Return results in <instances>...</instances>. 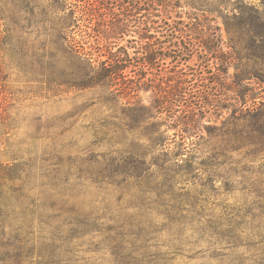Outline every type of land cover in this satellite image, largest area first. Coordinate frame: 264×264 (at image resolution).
Masks as SVG:
<instances>
[{"label": "trees", "instance_id": "1", "mask_svg": "<svg viewBox=\"0 0 264 264\" xmlns=\"http://www.w3.org/2000/svg\"><path fill=\"white\" fill-rule=\"evenodd\" d=\"M59 1L68 6V0ZM258 1L255 6L247 0H214L218 13H225L230 53L219 48L217 26L202 36L201 45L188 43L183 51L181 39H187L190 30L186 34L180 27L172 35L161 32L157 44H146L139 63V70L158 67L173 48L179 52V62L184 55L218 51L221 64L217 70L226 74L227 60L245 59L233 76V92L241 104L236 120L244 127L228 139L245 148L244 154L234 158L216 148L204 153L193 118L195 110L204 107L207 91L193 90L194 83L181 78L178 70L175 81L158 79L156 84L153 107L157 125L173 128L175 133L168 136L159 129L149 133L146 137L152 151L70 158L65 156L62 140L52 137V148L39 158L34 137L31 145L11 155L10 165L2 167L12 182L20 183L12 186L16 205L31 217H63L62 224L70 232L64 237L78 242L73 260H60L51 248L48 259L46 249H42L43 255L28 252L25 264H174L181 256L203 258L209 261L205 264H264V159L255 160L264 152V0ZM160 2L139 0V10L141 4ZM84 4L77 11L69 9L71 23L76 12L90 18L98 12L94 2L85 0ZM65 35L70 57L85 65L76 83L78 89H101L105 95L107 88L115 85L102 98L105 104L110 96L121 98L130 93L129 87L119 85L128 67L125 51L108 52L106 59L97 56L92 60L93 48ZM204 57L208 58L205 53ZM150 81L139 75V91L150 87ZM251 84L253 89H248ZM173 101H190L195 107L188 106L185 118L175 113ZM93 139L92 145L98 146L106 141V133H93ZM46 192L47 202L42 201ZM234 193L239 197L229 202ZM163 234L166 239L162 241Z\"/></svg>", "mask_w": 264, "mask_h": 264}, {"label": "rangeland", "instance_id": "2", "mask_svg": "<svg viewBox=\"0 0 264 264\" xmlns=\"http://www.w3.org/2000/svg\"><path fill=\"white\" fill-rule=\"evenodd\" d=\"M89 1L98 6L94 17H80L76 12L75 22L71 23L69 9L77 11L85 0H68V6L59 0H0V264H25L28 252L43 255L42 249L48 251L45 254L48 259L51 248H54L52 254L60 260H73L74 244L78 242L76 238L64 237L70 232L62 224L63 217H31L27 211L23 212L22 206L16 205L12 186L20 183L12 182V176L2 170L13 162L11 155L31 145L34 137L39 158L52 148V137L62 140L65 156L70 158L84 159L92 153L152 151L146 137L149 133H156L157 129L168 136L175 133L173 128L157 125L159 119L155 116L153 102L158 93L156 84L159 80L175 81L177 70L182 73L181 78L194 83L193 90L207 91L204 107L195 110L197 115L193 118L197 120L195 133L202 138L204 153L216 148L234 158L244 154L245 148L228 139L244 127L236 120L241 104L237 93L233 92V76L245 59L227 60V73L220 74L218 51L184 55L179 62V52L173 48L165 54L170 56H166L160 66L139 70L145 45L157 44L161 32L172 35L171 32L180 27L186 34L190 30V36L181 39L183 51L188 43L201 45L202 36L209 28L217 26L221 39L219 48L229 52L225 13H218L214 0H161L160 5L141 4L140 10L139 0ZM247 2L259 5L258 0ZM132 3L135 7L130 6ZM65 34L74 36L84 47L93 48L92 60L97 56L104 60L108 52L125 51L128 67L119 85L129 87L130 93L121 98L110 96L105 104L102 98L115 85L107 88L105 95L101 89H78L76 83L85 65H79L70 57ZM139 75L152 79L151 86L139 91ZM253 86L247 88L253 89ZM247 93L249 99L250 92ZM173 104L178 111L175 113L182 117L188 106H194L190 101H173ZM247 105L251 102L247 101ZM139 107L145 109L139 110ZM93 133H106V141L93 146ZM262 158L264 152L255 160ZM238 195H230L229 202H234ZM48 197L46 192L42 201L47 202ZM59 237L66 239L59 242ZM164 239L165 234L161 240ZM205 263L209 261L188 260L182 256L174 261V264Z\"/></svg>", "mask_w": 264, "mask_h": 264}]
</instances>
